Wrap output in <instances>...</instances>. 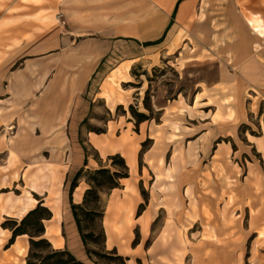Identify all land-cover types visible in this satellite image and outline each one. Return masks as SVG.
Returning <instances> with one entry per match:
<instances>
[{"label":"rangeland","instance_id":"1","mask_svg":"<svg viewBox=\"0 0 264 264\" xmlns=\"http://www.w3.org/2000/svg\"><path fill=\"white\" fill-rule=\"evenodd\" d=\"M227 2L0 0V112L19 122L0 132L1 198L36 189L31 194L51 208L47 175L58 167L65 201L61 217L44 223L61 224L65 248L86 264H264V43L263 87L245 83L231 58H221L229 47L213 44L214 19L201 23L206 9L223 13L210 4ZM236 5L264 18V0H233L230 8ZM220 23L234 29L241 21ZM239 33L235 39L247 38ZM57 101L70 113L63 143L24 164L30 148L18 147L21 132L34 110ZM135 111L149 119L139 122ZM97 136L112 151L102 155ZM116 154L128 177L78 211L85 246L71 205L93 185L90 171L124 170L109 159ZM23 239L27 254L19 260L27 264L30 238Z\"/></svg>","mask_w":264,"mask_h":264},{"label":"crops","instance_id":"2","mask_svg":"<svg viewBox=\"0 0 264 264\" xmlns=\"http://www.w3.org/2000/svg\"><path fill=\"white\" fill-rule=\"evenodd\" d=\"M228 4L226 5L227 7H219V9H215L216 5L218 3H213L210 4L209 8L214 11H223L222 14H210L208 13V9H206V17L205 20L201 23H210L211 21H215V24L213 25L212 31L214 32V45L215 47H219V50H222L225 46L229 47L226 50V54H229L228 56L221 57L222 60H227L228 57L231 58V60L234 62V65L240 72H242V75L245 76L247 79L245 80V83H256L258 86L263 87L262 85V71H261V56H260V44H263L264 38L260 37L259 34L255 33L252 28L248 27L244 16H243V9L239 8V5H236V7L230 8L231 3H233V0H227ZM112 6V5H111ZM237 8H239L237 10ZM246 12L250 11L253 13H257V11L253 10V8H246L244 10ZM258 14V13H257ZM260 14V13H259ZM262 16V15H261ZM212 17V18H210ZM263 17V16H262ZM241 21L239 28H226L225 26L220 27L222 25L220 22H224L227 20H234L238 19ZM218 23V25H217ZM220 27V28H219ZM236 32H241L239 33L240 35H243L244 37H247L246 39H235L234 38V33ZM224 36H229L231 39L229 40L230 42H224L221 43L220 38H223ZM222 44V45H220ZM230 49L232 51H230ZM18 77H13L14 81L12 80V85L15 87V81H19V79H16ZM48 89V88H47ZM47 91V90H46ZM44 91V92H46ZM105 99V97H101ZM56 102L55 100H53ZM58 102V101H57ZM57 104V103H56ZM59 105V102H58ZM63 106L61 107H52L49 108L47 111H41V110H34L32 114H35L36 116L33 117V122L31 125L27 128L24 129L21 134L20 138L17 140L18 147L21 148H30L28 149L24 155H21L20 161L23 162L24 164H28L30 162H35V160L41 159V154L45 153L47 151V146L49 145H56V144H61L63 143V137L61 136V130L65 122H67L70 118V113L68 112ZM0 132L5 131L6 129V124L7 123H16L18 124V116L13 113V112H6L4 108V113L0 112ZM97 141L101 143V145L97 146L99 150L101 151L102 155L104 152L109 153L111 150L110 145L111 142L105 139H103L100 136L96 137ZM3 149L2 151H4ZM6 151L8 153V157L10 158L11 151L9 146L6 147ZM27 168H22L20 172H23ZM66 173V172H65ZM41 176H43L41 174ZM64 176V173H63ZM80 185L76 188L75 190V195L77 194V190H79ZM35 191H37L35 189ZM34 191V192H35ZM32 192V191H30ZM38 192V191H37ZM45 194L48 196L49 193H47V190L44 191ZM84 196L83 193H80V197ZM2 196L0 195V211H1V218L2 219H7V217H11L9 213H5L2 209V207L7 203L8 199L15 200L11 197L6 198H1ZM15 217V216H12ZM15 218H20V217H15ZM54 218V213L53 216L50 220L45 221V222H51L52 219ZM72 225L73 222H71ZM47 226L50 225H46ZM60 229L61 224H60ZM47 230V229H46ZM75 230V229H74ZM61 233V232H60ZM12 235V232L9 228L5 229L3 227H0V246L4 247L5 244L8 242ZM47 235V234H46ZM62 235V234H61ZM26 236V234H22L21 236H17L15 243H13L10 247L4 248L2 250V253L0 255V264H14L12 260L8 259V254L12 252L14 255L16 254V250H14V246L16 245L17 242H19L20 246H26L28 248L27 243L24 242L23 237ZM45 236V235H44ZM63 237V236H62ZM52 242V238L49 239ZM53 243V242H52ZM54 246V245H53ZM58 249H63L65 248V241L63 240L62 246L56 247ZM27 251V250H26ZM16 256V255H15ZM211 264V263H208Z\"/></svg>","mask_w":264,"mask_h":264},{"label":"trees","instance_id":"3","mask_svg":"<svg viewBox=\"0 0 264 264\" xmlns=\"http://www.w3.org/2000/svg\"><path fill=\"white\" fill-rule=\"evenodd\" d=\"M133 116L138 118L139 122H143L149 119L146 114L136 111L135 113H133ZM109 159H111L112 162L116 164L118 162L119 164L117 165L121 166L124 170L111 172L109 168L100 167L93 171H90V181L91 183H93V185L85 191L86 193L84 195L82 203H79L78 205L72 203L71 205L75 222H77L78 230L80 235L82 236V240L85 246L87 243V237L83 234L81 223L79 222L78 211L80 209H83L84 206L87 205V203L89 202V197H95L96 199L100 198L98 192L100 188L115 189L119 186L120 180L122 178L128 177L129 167L123 156H121L120 154H116L109 156ZM84 170L85 169H81L76 175V179L72 182L70 192H73L79 186L77 177L82 174ZM99 176L104 178L105 180H100L101 178ZM90 212L93 213V211ZM52 216V209L44 206L43 201H39L36 207L30 210L26 215H24L20 221H17L11 217H7V219L2 223V226L5 229L9 228L12 232V235L8 241V244L6 245V248L15 243L17 236L27 234L30 238V248L29 255L27 257V264H86L84 260H80L67 247L64 249H54L49 239L44 237L46 231L44 222L46 220H50ZM43 250H47L45 254L42 252ZM86 250L88 255H91V252L88 249ZM125 259L128 258L126 257Z\"/></svg>","mask_w":264,"mask_h":264},{"label":"bare ground","instance_id":"4","mask_svg":"<svg viewBox=\"0 0 264 264\" xmlns=\"http://www.w3.org/2000/svg\"><path fill=\"white\" fill-rule=\"evenodd\" d=\"M109 4L114 6L117 3L109 2ZM242 13H243L247 26L252 28V30L255 33L259 34L260 37L264 38V18L261 16V14L253 13L250 11L246 12L244 10L242 11ZM63 173L64 172H62L60 168L56 167L50 172L49 175H47L48 177H50L48 178L50 179V183L48 187L46 186L45 189H47L48 192L51 193V195L54 198V203L51 209L54 213V217L56 216V218L57 216L58 218L61 217L60 205L63 206V203L65 201L64 200L65 196H64V193H62V189H61L62 181H63ZM31 191L34 192L35 189H31ZM26 194L27 195L25 198L15 199V200L8 199L7 203H5V205L2 207V209H4L3 211H5V213H9L12 216L22 218L30 210L34 209L36 206V203L38 202L37 198H35L34 195L31 194L30 191H27ZM79 196L80 195L77 196L78 199H79ZM46 229L47 230L45 231L44 235L49 234L51 236L53 245L56 247L62 246L64 237H62L60 233L61 232L60 224H51V226H47ZM14 250H16L19 253L18 256H15L12 252L8 254V259L12 260L13 263H17L20 261L19 260L20 255L27 254L26 252L27 247L23 245L20 246L19 242H17L16 245L14 246ZM20 262L21 264H25L24 259L23 261H20Z\"/></svg>","mask_w":264,"mask_h":264}]
</instances>
